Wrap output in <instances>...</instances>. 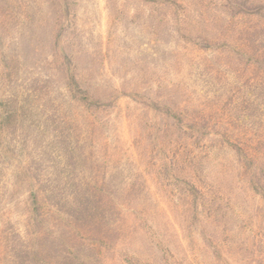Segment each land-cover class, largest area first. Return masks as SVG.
Segmentation results:
<instances>
[{
	"label": "rangeland",
	"instance_id": "374dc122",
	"mask_svg": "<svg viewBox=\"0 0 264 264\" xmlns=\"http://www.w3.org/2000/svg\"><path fill=\"white\" fill-rule=\"evenodd\" d=\"M0 264H264V0H0Z\"/></svg>",
	"mask_w": 264,
	"mask_h": 264
}]
</instances>
